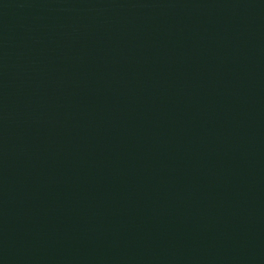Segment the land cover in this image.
<instances>
[{
    "label": "water",
    "instance_id": "obj_1",
    "mask_svg": "<svg viewBox=\"0 0 264 264\" xmlns=\"http://www.w3.org/2000/svg\"><path fill=\"white\" fill-rule=\"evenodd\" d=\"M0 264H264V0H0Z\"/></svg>",
    "mask_w": 264,
    "mask_h": 264
}]
</instances>
